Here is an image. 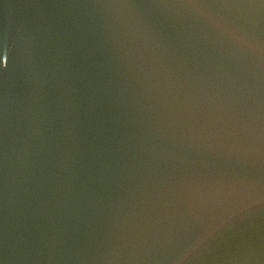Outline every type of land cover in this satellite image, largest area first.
<instances>
[{"label":"water","instance_id":"95a60500","mask_svg":"<svg viewBox=\"0 0 264 264\" xmlns=\"http://www.w3.org/2000/svg\"><path fill=\"white\" fill-rule=\"evenodd\" d=\"M0 264H264V0H0Z\"/></svg>","mask_w":264,"mask_h":264}]
</instances>
